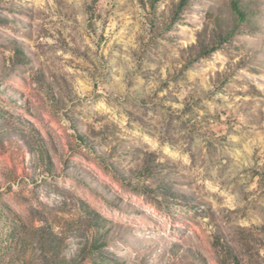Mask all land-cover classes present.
I'll return each mask as SVG.
<instances>
[{"label":"rangeland","instance_id":"obj_1","mask_svg":"<svg viewBox=\"0 0 264 264\" xmlns=\"http://www.w3.org/2000/svg\"><path fill=\"white\" fill-rule=\"evenodd\" d=\"M186 1L0 0V264H264V0Z\"/></svg>","mask_w":264,"mask_h":264},{"label":"trees","instance_id":"obj_2","mask_svg":"<svg viewBox=\"0 0 264 264\" xmlns=\"http://www.w3.org/2000/svg\"><path fill=\"white\" fill-rule=\"evenodd\" d=\"M186 2H187L186 0H182V5H185ZM229 8H230L231 13L234 15V23H233L232 29L237 28L238 27L237 24H240L242 22H245V21L250 22L252 16L254 17L251 11L247 9L246 5H243V7H241L239 2L236 0L231 1ZM231 33H234V31H232ZM212 48L215 49L217 47H212Z\"/></svg>","mask_w":264,"mask_h":264}]
</instances>
